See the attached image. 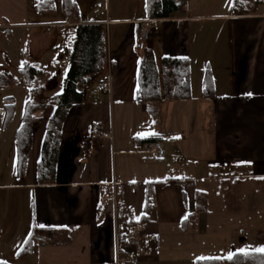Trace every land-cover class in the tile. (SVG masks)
Returning <instances> with one entry per match:
<instances>
[{"label":"crops","instance_id":"crops-1","mask_svg":"<svg viewBox=\"0 0 264 264\" xmlns=\"http://www.w3.org/2000/svg\"><path fill=\"white\" fill-rule=\"evenodd\" d=\"M47 1L54 3V12H39L37 0H0V74L16 75L25 64L35 65L41 76L35 77L33 86L47 87L43 99L49 100L48 93L60 82L49 78L51 71L46 73L44 66L60 60L67 75L65 52L72 47L74 28L94 24L107 30L108 72L96 76L95 89L91 84L85 102L72 108L51 185L38 184L37 167L55 107L45 109L44 120L35 130L26 176L19 178L16 134L31 88L23 83L1 96L0 262L196 264L236 254H263L257 249L264 248V0L252 16H230L228 11L215 16L192 14L188 4L172 19H151L148 48L155 57H179L191 65V99L163 100L155 116L138 96L142 53L135 44L141 22L151 21L147 7L143 17L125 20L110 15V0H74L79 12L68 17L64 0ZM102 15L103 19L97 18ZM51 27L62 29L67 43L63 49L53 47L50 55L52 42L61 35L51 33V44L47 43L42 29ZM210 34L216 44V49H210L216 50L213 63L206 55ZM24 44L28 52L22 51ZM44 55L51 60L42 61ZM206 77L214 82V97L205 93ZM106 83L108 90L102 88ZM7 98L15 99L16 112L3 130ZM97 127H102L103 136L93 140L91 134ZM178 132L185 135L182 151L187 159L176 148L167 164L166 155L172 152L167 137ZM194 136H199L195 145H189ZM156 137L164 146L162 161L144 153V142ZM208 138L213 144L210 156L203 146ZM195 149L196 156L190 154ZM192 163L195 174L172 173L175 166L192 167ZM149 185H153L150 220L131 227L130 222H139L145 214ZM3 192L18 198L5 205ZM198 192L208 194L207 213H196ZM195 213V223L184 231L182 223ZM34 226L67 231L71 243L38 244L33 255L21 258L19 252ZM127 233L128 242L123 238ZM130 253L139 261L123 262Z\"/></svg>","mask_w":264,"mask_h":264},{"label":"trees","instance_id":"trees-1","mask_svg":"<svg viewBox=\"0 0 264 264\" xmlns=\"http://www.w3.org/2000/svg\"><path fill=\"white\" fill-rule=\"evenodd\" d=\"M262 0H233L229 15L240 17L256 15ZM66 15L73 17L79 9L74 0H64ZM189 4V0H146L147 16L149 20H169L182 12ZM54 3L47 0H37L39 12H54ZM76 19V18H73ZM72 47L67 49L65 56L69 61V70L61 94L52 96L49 100L43 99L48 88L39 86L34 88L35 77L41 76L38 67L25 64L19 71L23 80L17 79L11 73L0 74V90L20 87L24 83L31 88V96L25 105L22 124L16 134L17 177L26 176L28 159L34 143L36 127L44 120L43 114L48 106H54L53 116L48 121L46 134L42 145L41 157L37 167V181L39 185L55 183L57 165L60 158L61 143L64 126L75 105L85 102L86 90L94 83L98 75L104 76L108 71L109 53L107 45V30L103 25H80L74 28ZM153 49L145 48L142 52L139 77L138 96L146 105L148 113L157 115V106L163 100L188 101L192 97L191 65L188 59L164 57L161 60L155 57ZM105 79H102V83ZM23 81V82H22ZM215 86L210 77L205 79V93L214 97ZM7 98L3 105V120L1 128L7 129L15 112L16 101ZM153 138L151 140H159ZM149 140L145 141L148 142ZM145 214L142 219L130 226L145 225L152 213L153 185L148 186ZM196 213H207L209 197L205 192L196 195ZM196 213L189 216L183 223V230L187 231L195 223ZM121 217L123 213H120ZM130 235H124L128 242ZM71 243L67 231L53 228H40L34 226L27 241L19 252V257L28 258L35 252L38 244L50 246H63ZM0 264H7L0 262ZM196 264H264V253L236 254L231 259L202 260Z\"/></svg>","mask_w":264,"mask_h":264},{"label":"rangeland","instance_id":"rangeland-1","mask_svg":"<svg viewBox=\"0 0 264 264\" xmlns=\"http://www.w3.org/2000/svg\"><path fill=\"white\" fill-rule=\"evenodd\" d=\"M231 2H233V0H191L189 4H190V9H191L192 14L214 15L215 16V15H223V14H225V12L227 13V11L229 13V9H230L229 4ZM97 3H98L97 5L100 6L101 1H99ZM104 7H105V5L102 4L100 7V8H102V9H100V11L102 10L101 13L105 12L106 9ZM228 7H229V9H227ZM107 8H108V11L112 17L115 16L116 14H118L122 19H125V20L126 19H132V18H138L139 19L140 17H143L146 14L145 0H110V4ZM84 10L87 11V9H84ZM97 18L103 19L104 16L102 15V16H99ZM209 25H211V24H209ZM65 28L69 29L70 27H65ZM33 31L37 32L38 30H33ZM42 32H46L45 36H48L47 43H49V44H51V40H50L51 33L59 32L61 34L60 37H58L56 41L54 40L52 42V44H51L52 48H49L50 49V51H49L50 55H51V52L53 50V47H60L62 49H63V47H65V45L67 43V39H66L65 35H63L64 31H62V29L57 28V27H51V28L42 29ZM211 34L208 35V37L206 39L207 41L211 40ZM212 41H214V38H212V40L210 41L211 43L205 42V43L210 44L208 47V50H207L208 52L206 55H207V57L211 63H213V61H214L213 59L216 57V52H215L216 51L215 50L216 44H213ZM197 46H198V48H200L199 44ZM212 47H214L215 49L210 50ZM21 49L24 52H28V49H26L25 44L22 45ZM199 56L201 58H206L202 55H199ZM50 60L51 59L49 57L45 59V55L42 58V61L49 62ZM27 61L33 63L32 59H28ZM48 69H50V71H51L49 78L53 79L54 82H56V83H57V81L60 82L59 86L58 87L56 86L55 90H51V92L48 93L47 97L50 98L53 95L61 93L63 81L65 80V77H66L65 72L67 71V67H64L63 62H61L60 60H56V62L53 63V61H52V62H49L48 64H46V66H44V70L46 71V73H47ZM14 76L17 79H20V80L23 79L20 77L19 73L14 75ZM194 76H195V78L198 77V71L194 72ZM94 87H95V85L93 84V87L91 89H95ZM10 89L11 88L0 90V101H1V96H4L5 94H7V91ZM12 89H16V87H14ZM184 136L185 135L183 134V132H178V134L167 137V140L169 141L171 148H172V152H170V156H168V154L166 155L167 164L169 163L170 158L174 155V153H176L175 152L176 148L181 149L180 151H181L182 158L184 160L187 159V156L182 151L183 149H186V148H184V145H183L186 142V140L184 139ZM169 137H172V139ZM198 137L199 136H194L192 138V144H189V145H195ZM208 139H209V142L207 143L205 141L207 139L205 138L203 146L206 147V149H205L206 153L205 154L207 156H210V155H212V152H213L212 151L213 144H211L212 139L211 138H208ZM190 154L196 156V149L194 152H192ZM191 166L192 167H188V166L184 167V165L183 166L179 165L178 167L175 166L172 170V173L174 174L176 172L175 170H179V171H181V173H186V174L190 173L193 175V174H195L194 169H192L194 164L192 163ZM11 198H12V200L14 198H18V195H16L15 193H13L11 195H9L8 193L6 194V192L2 193V199L5 201V203H4L5 205H8V202L11 200Z\"/></svg>","mask_w":264,"mask_h":264},{"label":"built area","instance_id":"built-area-1","mask_svg":"<svg viewBox=\"0 0 264 264\" xmlns=\"http://www.w3.org/2000/svg\"><path fill=\"white\" fill-rule=\"evenodd\" d=\"M152 22V21H151ZM150 21L143 22L142 23V31L140 36L137 39L136 42V49L139 52H143L145 48L148 47L151 38H152V31L149 27ZM110 86L109 83H106L102 85V88L105 90H108V87ZM102 127H97L92 131L91 139L98 140L102 138ZM162 142L158 140H152L144 144L143 149L144 153L150 157L153 161H160L163 160L165 157V151L164 147L162 146ZM131 245L134 246L135 242H131ZM118 260L117 262H119ZM139 261V257L135 253L128 254L124 259L123 262H130V263H136Z\"/></svg>","mask_w":264,"mask_h":264},{"label":"snow or ice","instance_id":"snow-or-ice-1","mask_svg":"<svg viewBox=\"0 0 264 264\" xmlns=\"http://www.w3.org/2000/svg\"><path fill=\"white\" fill-rule=\"evenodd\" d=\"M40 227H43V225H40ZM244 251H245V250L241 249V252H244ZM257 251L264 252V248H259V249H257ZM245 254H246V253H245ZM228 258L231 259L232 257L229 256Z\"/></svg>","mask_w":264,"mask_h":264}]
</instances>
